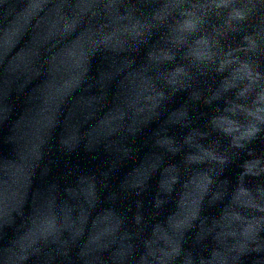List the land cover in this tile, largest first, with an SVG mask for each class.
<instances>
[{
  "label": "clouds",
  "instance_id": "obj_1",
  "mask_svg": "<svg viewBox=\"0 0 264 264\" xmlns=\"http://www.w3.org/2000/svg\"><path fill=\"white\" fill-rule=\"evenodd\" d=\"M25 3L31 6V0ZM9 6L10 0H0V10L7 12ZM28 26L45 40L61 38L79 46L81 56L68 70L77 85L87 82L88 56L145 49V63L135 74L129 73L123 86L134 93L137 113H154L157 121L170 120L178 110L167 108L177 93L188 92L190 100L199 99L191 89L201 76H207L204 67L211 65L221 84H227L225 95L217 97L223 104L213 115L195 117L204 120V127L193 125L192 112L184 106L183 122L171 120V126L186 130L182 136H173L168 124L154 132L152 143L160 151L140 161V166H159L166 155L183 154L188 170L194 165L212 167L195 173L206 179L187 198L179 221L166 220L147 235L117 229L85 237L82 229L62 226L55 186L31 191L35 166L30 164L31 152L20 146L23 137L0 134V143L17 145L14 157L0 154V264H264V150L257 154L254 147L264 146V0H42ZM7 31L0 25V133L13 111L8 77L19 70L18 63L7 60L9 44L3 38ZM26 31L16 34L11 47ZM228 34L239 37L238 48L221 45ZM226 60L230 63L225 64ZM125 64L134 65L135 59ZM68 78L60 65L52 80L45 81L48 96L28 98L41 105V129L59 126L55 113L71 97V91H63ZM158 83L166 87L159 88ZM142 84L149 85L146 92L140 91ZM206 103L211 104V99ZM193 133H197L194 140ZM60 144L63 147L62 139ZM194 154L201 159L191 160ZM231 164L239 165L236 185L226 180L217 183L214 177L223 176ZM17 169L28 170L26 183H21ZM169 170L174 178L171 187L157 197L160 205L176 185L183 193L191 191L192 175L181 179L176 164L164 165V171ZM46 174L41 172L42 177ZM207 208H218V212L209 215Z\"/></svg>",
  "mask_w": 264,
  "mask_h": 264
}]
</instances>
